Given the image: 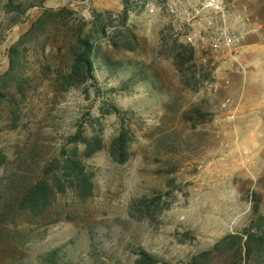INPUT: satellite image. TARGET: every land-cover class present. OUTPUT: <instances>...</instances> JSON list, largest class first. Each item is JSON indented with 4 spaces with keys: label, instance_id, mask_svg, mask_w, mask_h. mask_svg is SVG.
Masks as SVG:
<instances>
[{
    "label": "rangeland",
    "instance_id": "rangeland-1",
    "mask_svg": "<svg viewBox=\"0 0 264 264\" xmlns=\"http://www.w3.org/2000/svg\"><path fill=\"white\" fill-rule=\"evenodd\" d=\"M8 1L0 0V75L44 10L76 13L44 18L19 43L18 74L0 102V264H135L140 252L179 264L245 228L254 203L264 213V0H226L246 7L257 31L222 60L193 52L194 68L181 71L173 51L183 45L167 18L134 7L126 27L135 50L102 41L93 80L70 88L59 80L75 21L118 13L124 0H13L27 8L17 23ZM111 106L118 112L106 114ZM121 128L130 142L118 164L109 145ZM77 133L100 137L101 150L84 158ZM74 147L92 174L91 196L64 181L42 214L20 209L25 189L60 177Z\"/></svg>",
    "mask_w": 264,
    "mask_h": 264
},
{
    "label": "trees",
    "instance_id": "trees-1",
    "mask_svg": "<svg viewBox=\"0 0 264 264\" xmlns=\"http://www.w3.org/2000/svg\"><path fill=\"white\" fill-rule=\"evenodd\" d=\"M10 0L5 8L8 13H13L17 19L25 14L27 8ZM128 3V4H127ZM123 8L118 13L105 10L103 12L92 11L89 22L82 18L75 21L71 30L72 45L69 54L71 63L67 73L60 75V86L63 88L77 87L78 85L92 81L95 65L101 60L100 43L102 41L113 49H123L132 52L136 48L137 37L126 27L128 12L137 7L133 0L122 1ZM127 4V5H126ZM44 16L30 26L28 31L20 37V42L24 40L33 30H37L36 25L46 18L48 20H62L70 18L76 12L67 7L58 11L44 10ZM49 18V19H48ZM88 23L90 26H88ZM88 27V28H87ZM85 28L87 30L85 31ZM20 42L12 44L8 50V68L0 75V102L9 95V89L15 81L19 69V50L17 46ZM193 50L186 46H179L173 51V64L181 71L192 70ZM107 63V62H106ZM109 64V63H108ZM111 64V63H110ZM101 110V109H100ZM102 111V110H101ZM106 114L117 113L115 107H107ZM197 113V111H195ZM199 118L202 117L197 113ZM189 121L188 117H184ZM75 142L84 145V158H90L93 154L101 150V138L92 136L85 139L80 133L74 135ZM130 138L126 129L121 128L118 134L112 139L109 145V155L118 164H123L128 159L127 146ZM76 149L64 157L60 162L59 174L55 176L52 183L41 180L29 186L19 200V207L30 214H42L44 209L50 204L55 193L63 191L64 181L77 194L78 197L87 199L92 194V174L87 172L81 162L76 159ZM6 157L0 153V166L4 164ZM252 217L247 226L235 234H226L221 237L210 249L199 252L192 256L187 262L179 264H213L215 260H223L226 264H264V213H258V204L252 205ZM154 257L140 252L135 264H157Z\"/></svg>",
    "mask_w": 264,
    "mask_h": 264
},
{
    "label": "built area",
    "instance_id": "built-area-1",
    "mask_svg": "<svg viewBox=\"0 0 264 264\" xmlns=\"http://www.w3.org/2000/svg\"><path fill=\"white\" fill-rule=\"evenodd\" d=\"M133 1L138 9L150 15L162 13L180 44L191 48L201 60L235 53L257 31L256 18L235 1Z\"/></svg>",
    "mask_w": 264,
    "mask_h": 264
},
{
    "label": "crops",
    "instance_id": "crops-1",
    "mask_svg": "<svg viewBox=\"0 0 264 264\" xmlns=\"http://www.w3.org/2000/svg\"><path fill=\"white\" fill-rule=\"evenodd\" d=\"M237 52V51H236ZM239 52V51H238ZM225 57V56H224ZM224 57H219V58H216L218 60H222ZM222 64V63H221ZM221 64H220V68H221ZM219 69V68H218Z\"/></svg>",
    "mask_w": 264,
    "mask_h": 264
}]
</instances>
